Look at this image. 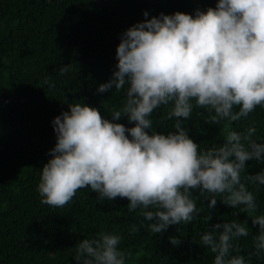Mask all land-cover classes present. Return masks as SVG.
I'll list each match as a JSON object with an SVG mask.
<instances>
[{
	"label": "clouds",
	"instance_id": "1",
	"mask_svg": "<svg viewBox=\"0 0 264 264\" xmlns=\"http://www.w3.org/2000/svg\"><path fill=\"white\" fill-rule=\"evenodd\" d=\"M143 15L148 17V11ZM115 56L111 77L97 91L114 86L123 92V103L108 109L110 119L83 99L68 101V109L52 118L55 144L36 185L41 202L63 206L84 187L98 193L101 202L126 197L128 210L138 209L140 224L152 233L192 222L201 213L193 189L205 194L209 209L220 200L255 211L257 196L248 182L257 190L264 186V167L248 173L246 161H264V138L254 136L256 122L242 131L228 128L222 142L201 148L184 121L195 107L206 110L215 124L264 107V0H216L214 7H197L193 13L160 12L128 26ZM70 66L60 65L59 73ZM162 105L167 106L163 118H175L174 130L153 128L152 113ZM122 117L130 126L118 122ZM248 217L258 225L252 239L260 258L264 212ZM211 218L212 213L202 217L207 229L193 240L214 254L212 264H251L239 253V238L250 232L247 220L209 224ZM122 239L101 230L79 239L73 258L77 264H126L130 253L120 247ZM169 240L181 242L177 235Z\"/></svg>",
	"mask_w": 264,
	"mask_h": 264
},
{
	"label": "trees",
	"instance_id": "2",
	"mask_svg": "<svg viewBox=\"0 0 264 264\" xmlns=\"http://www.w3.org/2000/svg\"><path fill=\"white\" fill-rule=\"evenodd\" d=\"M215 4L216 0H0V264H77L73 258L77 241L101 230L123 237L120 247L130 253L126 264H212L214 254L193 240L207 229L202 217L210 213L209 224L247 220L250 232L239 238V253L251 264H264V256L255 255L252 239L258 225L248 217L264 212V186L257 190L248 182L258 208L247 212L220 200L209 209L205 194L193 189L201 213L162 233L140 224L143 217L138 209L128 210L126 197L101 202L98 193L84 187L57 207L42 203L36 187L40 168L50 156L48 149L55 144L52 118L68 109V101L83 99L110 119L108 109L123 103V92L114 86L97 91L115 69L120 34L160 12L193 13L197 7ZM68 63L69 71L59 73V66ZM46 80L55 86L49 87ZM166 110L162 105L152 113L157 131L174 130L175 118H163ZM208 115L195 107L191 119L184 121L201 148L222 142L228 128L242 131L253 121L254 136L264 138V107L257 105L247 117L220 124ZM118 122L130 126L126 117ZM246 165V172L255 173L264 161L252 159ZM242 179L246 180L245 173ZM133 224L138 231H129ZM170 235L179 236L181 242L172 245Z\"/></svg>",
	"mask_w": 264,
	"mask_h": 264
}]
</instances>
